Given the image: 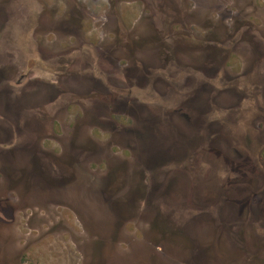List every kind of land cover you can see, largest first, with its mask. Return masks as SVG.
Listing matches in <instances>:
<instances>
[{
    "label": "flooded vegetation",
    "instance_id": "flooded-vegetation-1",
    "mask_svg": "<svg viewBox=\"0 0 264 264\" xmlns=\"http://www.w3.org/2000/svg\"><path fill=\"white\" fill-rule=\"evenodd\" d=\"M140 1L139 16L103 17L99 26L114 28L99 37L76 5L73 30L47 49L24 13L47 5L0 0L1 179L7 189L31 178L61 189L75 167L101 165L120 148L133 154L140 186L118 196L132 167L121 159L98 193L122 220L149 212L150 230L164 236L208 217L232 226V246L245 252L249 232L264 249V0ZM21 36L29 50L16 57ZM13 205L0 192V264H12Z\"/></svg>",
    "mask_w": 264,
    "mask_h": 264
},
{
    "label": "rangeland",
    "instance_id": "rangeland-1",
    "mask_svg": "<svg viewBox=\"0 0 264 264\" xmlns=\"http://www.w3.org/2000/svg\"><path fill=\"white\" fill-rule=\"evenodd\" d=\"M41 1L47 5L44 14L38 16L37 8L32 6L24 8V13H29V32L38 30L35 32L37 41L42 42V46L47 49L53 46L54 38H64L66 31L73 30L67 21L76 5H80L85 31L94 25V37H99L100 33H112L113 23L106 29L99 24L103 17L111 18L116 9L130 17L139 16L146 9L142 8L140 0H126L130 1L128 3H120L121 0H99L95 3L90 0H58L57 6H54L53 0ZM21 38L13 46L19 49L16 57L23 56L29 50L26 38ZM51 143L56 144L57 141ZM60 144L62 149L56 152L59 156L64 148L62 142ZM41 145L45 151L50 149L43 143ZM113 149L111 159L104 160L101 165H98V161H89L75 167V179L68 187L61 189H55L37 178H31L29 183L24 184L14 181L8 184L7 189L0 176V192H7L16 210L14 215L8 212L13 218L7 238L12 264H19V261L21 264H191L195 261L202 264H264V249H260L259 245L261 239L246 232L243 238L247 243L244 252L240 247L231 245L232 226L222 224L219 228L217 219L202 217L198 221V217L187 220L188 216H183V221H187L185 230H181L182 234L165 233L164 236L150 230L152 216L149 212L127 221L122 220L114 213V205L111 207L102 203L98 181H101L105 171L115 163H120L121 159L130 161L132 167H129L124 177L125 183L118 196L129 197L139 179L132 164L133 154L127 152L124 155L125 151L120 148ZM28 164L27 157L19 159V174L28 169ZM219 234L223 241L216 243ZM210 241L213 242L209 244ZM199 247H202L203 253H200Z\"/></svg>",
    "mask_w": 264,
    "mask_h": 264
}]
</instances>
